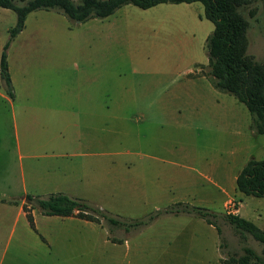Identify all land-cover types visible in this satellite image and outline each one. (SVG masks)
Segmentation results:
<instances>
[{"label":"rangeland","instance_id":"1","mask_svg":"<svg viewBox=\"0 0 264 264\" xmlns=\"http://www.w3.org/2000/svg\"><path fill=\"white\" fill-rule=\"evenodd\" d=\"M1 8L8 13L0 11V51L15 20L14 11ZM238 9L248 20L246 51L258 60L263 59L264 0H249ZM202 10L199 1L161 2L146 8L127 3L105 17L74 23L76 20L68 19L55 8L36 9L28 16L23 32L10 40L6 58L9 55L11 59L19 91L56 93L62 78L58 71L71 59L72 46L80 43L82 52L95 56L101 71L97 72L95 91L123 92L128 96L123 129L126 132H120L121 127L113 118L111 122L118 132L112 136L119 139L97 146V177L93 182L86 177L81 198L112 214L140 217L153 210V205L168 201L170 198L165 195H172L214 212L237 213L264 230V196L231 189L233 174L241 166L250 142L254 143L253 155L264 157V134L248 140L235 132L236 127L247 131L250 115L245 105L212 87L207 79L185 78L206 77L205 38L212 22L202 16ZM67 23L74 33L64 28ZM36 29L43 30L42 34L35 33ZM27 30L33 32L26 33ZM43 55L49 57L44 60ZM26 62L29 65L25 66ZM27 83L30 90L25 89ZM0 92L7 95L1 81ZM144 95L148 99L161 98L159 108L155 103L151 105L160 115L154 122H144L145 125L139 120L138 128V110L150 101L138 100L137 96ZM216 95L217 103L213 101ZM8 111V102L1 99L0 134L9 128ZM99 158L104 162L112 160V170L108 165L107 174ZM124 162H129V170ZM138 174L145 177L148 186L166 182L176 188L174 192L167 190L166 194L154 196L155 199L150 194L142 196L135 188ZM153 175L157 180H153ZM225 175L229 193L223 196L211 180ZM216 220L222 239L212 224L190 213L158 218L133 233L127 256L114 249L106 264H223L220 258L242 253V244L264 256V243L248 233L242 242L228 222L221 217ZM101 224L99 236L108 231L104 220ZM123 233L121 228L109 232L113 236ZM98 253L104 254L99 246Z\"/></svg>","mask_w":264,"mask_h":264},{"label":"crops","instance_id":"2","mask_svg":"<svg viewBox=\"0 0 264 264\" xmlns=\"http://www.w3.org/2000/svg\"><path fill=\"white\" fill-rule=\"evenodd\" d=\"M0 11L3 14L8 13L5 9ZM33 11L26 14L22 29L12 41L23 32L27 18ZM71 27L68 23L64 25L67 32L74 33ZM33 31L39 34L43 32L37 29ZM33 31L27 30L26 33ZM82 51L80 43L76 47L72 46L71 59L58 71V77L62 78L56 93L19 91L8 55L13 96L9 97L0 92V100L4 99L9 105V128L6 133L0 134V264H106L108 255L111 256L114 249L118 254L127 256L131 237L142 228L152 225L158 218L177 215L163 213L143 226L127 231L116 227L114 229L121 228L124 232L115 236L120 238V241L108 238V231L99 236L98 227L102 226L101 223L76 215L43 214L36 207L31 208L33 226L28 223L22 208L24 194L43 195L62 191L71 196L82 197L81 190L88 181L87 178L93 182L97 177V146L102 143L107 145V142L112 143L113 140L119 139L112 136L114 132H118L111 122L112 119L115 118L117 125L121 127L120 132H126L123 129L127 121L125 105L128 96L123 92L98 94L95 91L97 72L100 71L98 62L95 56H88L87 52ZM43 57L45 60L49 56ZM27 65L29 62L25 63V66ZM199 77L208 80L204 75L185 78L191 81ZM25 89H31L28 83ZM217 97L216 95L213 99L215 103L219 101ZM137 98L140 102L150 100L147 106H142L137 113L141 118L138 119V128H141L140 121L145 125L144 122L151 123L159 117L160 111L151 105L155 103L159 108L161 98L148 99L145 95ZM249 122L246 121L247 131L242 132L238 127L235 130L248 140L261 134L255 133ZM120 140L123 141V138ZM253 145L254 143L250 142L249 149H245L241 166L248 158H256L251 150ZM261 146H264V142ZM99 159L104 174H107L108 165V169L112 170V160L104 159V162ZM124 163L126 170H129V162ZM236 173L233 174V179ZM138 175L139 180L135 182V188L141 191L142 196L150 194L154 198L166 194L167 190L174 192L176 188L175 184L172 186L166 182L148 186L144 182L145 177ZM153 177V180H157V177ZM105 178L107 179V176ZM227 178L225 175L222 179L211 180L212 185L220 190L223 196L229 193L225 188ZM231 189L232 192L237 191L234 185ZM165 196L170 199L163 205H153L152 209L174 201H184L171 197L172 195ZM154 202L156 201H153V204ZM98 246L104 253L100 254L102 257L98 253Z\"/></svg>","mask_w":264,"mask_h":264},{"label":"trees","instance_id":"3","mask_svg":"<svg viewBox=\"0 0 264 264\" xmlns=\"http://www.w3.org/2000/svg\"><path fill=\"white\" fill-rule=\"evenodd\" d=\"M0 0V7L14 11V23L8 28L7 40L0 51V79L9 97L13 96L6 48L10 40L22 29L28 12L36 9L55 8L68 19L84 21L91 17L102 18L123 4L146 8L157 3L192 2L202 4V16L212 22V29L205 38L207 55L206 77L213 87L231 94L242 102L250 115V128L264 134V58L256 59L246 51L248 27L247 18L238 7L249 0ZM251 14V11H249ZM234 187L245 195L264 196V157L248 158L234 178ZM36 207L43 214L76 215L80 218L107 224L108 233L116 227L125 231L135 229L163 214L190 213L212 224L220 239L221 229L217 218L230 224L240 241L250 234L264 243V230L252 220L232 212H214L207 207L188 201H174L160 208H154L141 217H124L112 214L84 198L71 196L62 191L43 195L24 194L22 208L30 226H33L31 208ZM114 241L120 238L107 235ZM223 242H219V245ZM242 253H231L220 258L223 264H264V256L246 244L241 245ZM264 253V249H263Z\"/></svg>","mask_w":264,"mask_h":264},{"label":"water","instance_id":"4","mask_svg":"<svg viewBox=\"0 0 264 264\" xmlns=\"http://www.w3.org/2000/svg\"><path fill=\"white\" fill-rule=\"evenodd\" d=\"M76 21H78V20H76Z\"/></svg>","mask_w":264,"mask_h":264}]
</instances>
